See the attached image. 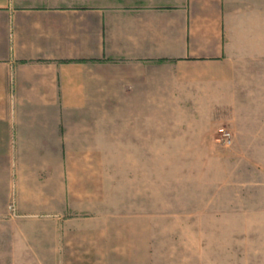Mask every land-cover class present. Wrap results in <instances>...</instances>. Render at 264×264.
Instances as JSON below:
<instances>
[{
	"label": "crops",
	"instance_id": "obj_1",
	"mask_svg": "<svg viewBox=\"0 0 264 264\" xmlns=\"http://www.w3.org/2000/svg\"><path fill=\"white\" fill-rule=\"evenodd\" d=\"M254 99L264 0H0V243L15 263L56 264V224L84 223L78 238L107 244L90 258L145 255L158 186L172 189L158 146L207 147L203 124ZM208 160H182L202 197L187 210H216Z\"/></svg>",
	"mask_w": 264,
	"mask_h": 264
},
{
	"label": "rangeland",
	"instance_id": "obj_2",
	"mask_svg": "<svg viewBox=\"0 0 264 264\" xmlns=\"http://www.w3.org/2000/svg\"><path fill=\"white\" fill-rule=\"evenodd\" d=\"M247 105V114L220 116L203 124L214 133L207 147L158 146V158L168 162L158 164V175L170 171L172 189L165 196L158 186L157 226L151 229L149 252L139 254L134 248L141 244L124 243L117 245L120 257L109 253L114 257L90 258L91 248L105 254L107 244L78 238L77 232L84 234V223H57L56 264H264V99ZM224 131L231 133L229 145L224 144ZM184 158H208L210 173L222 177L213 196L216 210H187L202 206L197 203L202 197L186 194V184L195 181L191 177L196 164L183 162ZM169 203L173 209L164 211L163 205ZM230 204L236 210L226 211ZM8 207L7 219H19L14 203ZM9 254L0 243V264H22L20 259L12 261Z\"/></svg>",
	"mask_w": 264,
	"mask_h": 264
},
{
	"label": "built area",
	"instance_id": "obj_3",
	"mask_svg": "<svg viewBox=\"0 0 264 264\" xmlns=\"http://www.w3.org/2000/svg\"><path fill=\"white\" fill-rule=\"evenodd\" d=\"M231 143H232L231 133L227 131L224 133V144L229 145ZM11 208L14 209L13 206H11Z\"/></svg>",
	"mask_w": 264,
	"mask_h": 264
}]
</instances>
